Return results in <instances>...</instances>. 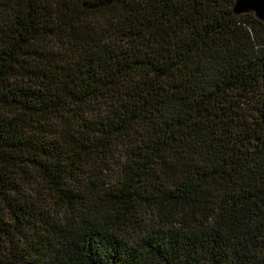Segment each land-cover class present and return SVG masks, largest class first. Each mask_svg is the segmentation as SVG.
<instances>
[{
	"label": "trees",
	"instance_id": "trees-1",
	"mask_svg": "<svg viewBox=\"0 0 264 264\" xmlns=\"http://www.w3.org/2000/svg\"><path fill=\"white\" fill-rule=\"evenodd\" d=\"M234 2L0 0V264H264V24Z\"/></svg>",
	"mask_w": 264,
	"mask_h": 264
},
{
	"label": "water",
	"instance_id": "water-1",
	"mask_svg": "<svg viewBox=\"0 0 264 264\" xmlns=\"http://www.w3.org/2000/svg\"><path fill=\"white\" fill-rule=\"evenodd\" d=\"M233 12L236 15L251 13L264 24V0H235Z\"/></svg>",
	"mask_w": 264,
	"mask_h": 264
},
{
	"label": "rangeland",
	"instance_id": "rangeland-1",
	"mask_svg": "<svg viewBox=\"0 0 264 264\" xmlns=\"http://www.w3.org/2000/svg\"><path fill=\"white\" fill-rule=\"evenodd\" d=\"M112 169V168H111ZM118 171H116V172H109L108 174H107V177L109 178V180L110 181H113V180H115V178H119L118 177V174L119 173H117Z\"/></svg>",
	"mask_w": 264,
	"mask_h": 264
}]
</instances>
